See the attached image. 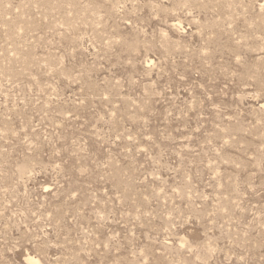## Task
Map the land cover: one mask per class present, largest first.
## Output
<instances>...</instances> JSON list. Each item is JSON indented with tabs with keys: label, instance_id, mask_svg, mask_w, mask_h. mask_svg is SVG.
<instances>
[{
	"label": "rangeland",
	"instance_id": "374dc122",
	"mask_svg": "<svg viewBox=\"0 0 264 264\" xmlns=\"http://www.w3.org/2000/svg\"><path fill=\"white\" fill-rule=\"evenodd\" d=\"M0 264H264V0H0Z\"/></svg>",
	"mask_w": 264,
	"mask_h": 264
}]
</instances>
